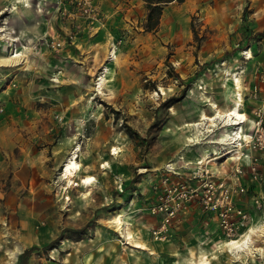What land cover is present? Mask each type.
<instances>
[{"label": "rangeland", "instance_id": "obj_1", "mask_svg": "<svg viewBox=\"0 0 264 264\" xmlns=\"http://www.w3.org/2000/svg\"><path fill=\"white\" fill-rule=\"evenodd\" d=\"M40 1L30 0L27 13ZM113 2L95 0L93 23L44 0L28 19L41 27L37 36L22 31L28 14L1 10L0 24L8 18L26 58L0 60V264L16 247L11 264L30 248L26 264H264V236L252 234L262 252L251 256L237 259L224 246L264 222V31L252 21L261 4L174 1L147 31L143 1ZM13 45L0 56L11 57ZM234 74L241 112L255 123L244 129L251 142L233 151L203 144L214 130L188 144L194 130L184 126L212 113L204 98L230 106ZM76 147V183L96 181L64 190L60 171ZM204 152L211 154L196 164ZM161 203L173 212L168 221L153 211Z\"/></svg>", "mask_w": 264, "mask_h": 264}, {"label": "bare ground", "instance_id": "obj_2", "mask_svg": "<svg viewBox=\"0 0 264 264\" xmlns=\"http://www.w3.org/2000/svg\"><path fill=\"white\" fill-rule=\"evenodd\" d=\"M43 1L39 2L38 7L36 9L37 13L43 12L42 8H39L42 6ZM20 5L24 8H31L32 4L30 0H22ZM10 8V7H9ZM8 12L10 9H6ZM3 26V24H2ZM0 26V27H2ZM14 31L13 30H0V40L4 41L6 44V47H10L13 45V42H16L19 40V38H16L13 36ZM3 37V39L1 38ZM25 45L21 46V50ZM113 47V44L110 45L108 55L112 56L113 58L116 57L117 49ZM13 50L10 51L11 57H3L0 56V60H9V62L15 61L17 58L21 59L26 58V56L23 53H20L19 49H15L13 45ZM26 49V48H25ZM14 53V54H13ZM248 53V52H247ZM246 53V54H247ZM246 58H250V55ZM104 73H101L100 77L97 80V86L98 89L102 87L104 84V80H106L107 75H109V67H105L103 70ZM232 81L231 85L234 87V94L231 101V104L226 109H219L218 105H216L214 102L210 101L207 98H204V102L208 103V106L210 107L212 113L211 115H207L205 112H200L198 121H195L193 123H188L184 127H190L194 130V132L186 137V141L188 144L196 145L201 144L203 141V137H205L206 134L214 132V130H218L217 137H213L210 140H207L203 142V144H221V145H230L233 147V150H236L237 148L242 146V143L244 142H251L252 136L247 135L244 133L245 128H252V126L255 124L253 121L249 120L248 117L241 112V107L243 105V99L242 94L240 92V79L238 77V74L232 75ZM228 92V91H227ZM229 96V95H228ZM246 126V127H245ZM246 132V131H245ZM215 136V135H214ZM208 138V137H207ZM205 139V138H204ZM78 152L79 147H76L73 149L68 158L65 160L66 162L63 164L62 169L60 171V178L62 181H65L67 184L64 187V190L70 189L72 186H80L82 188L91 187V185L94 184L96 181L95 178L91 175H87L85 177H81L78 180V183H76V177L78 176L81 165L77 162L78 158ZM119 150L117 148H112L111 155H117ZM210 152H204L199 158L198 162L196 164L201 165L206 158L210 155ZM232 154V153H231ZM233 156L236 157V159L239 158V152L236 151L233 153ZM234 157H230V159H234ZM108 163H103L101 168L107 167ZM174 164H170L169 166L173 168ZM63 190V189H62ZM88 197V193H85L82 197L83 199ZM71 198L67 196L65 198V201L69 202ZM113 223L116 224L118 229H122V219L120 216L115 217L113 220ZM122 233V232H121ZM257 234L258 236H264V222L259 223L257 225H252L248 228V230L242 234L240 237L236 239L227 240L224 243V246H226L231 254H233L237 259L240 258L241 254L251 256L255 252L261 251L260 248H255L254 245H252V234ZM255 234V235H256ZM130 234H128L127 238H130ZM19 252V248L16 247L13 251L10 252L9 258L11 262H14L16 254ZM262 252V251H261ZM194 264H207L204 259H201L199 262Z\"/></svg>", "mask_w": 264, "mask_h": 264}, {"label": "crops", "instance_id": "obj_3", "mask_svg": "<svg viewBox=\"0 0 264 264\" xmlns=\"http://www.w3.org/2000/svg\"><path fill=\"white\" fill-rule=\"evenodd\" d=\"M1 1V4H0V14L2 13L1 10H6V9H9L10 7V11L8 12L10 14V17L12 15H14L15 13H19L20 16L24 15V13L27 15L28 13V9L30 8H24L20 5V3L22 2V0H0ZM114 1L113 3H116L118 4V1L119 0H112ZM140 2H142V0H138ZM8 2V3H7ZM254 3V2H253ZM261 4L260 7L261 9V12L257 15V18H252V21H253V28H254V31H264V0H255V4ZM251 5L249 8H251V15L255 14L257 12V6L258 5ZM20 7L24 8V9H27V10H20ZM29 17H24V18H19V23L21 25V28L23 29V33L27 36H29L31 34V36L34 34V36H37L36 34H39L41 35L42 34V29L40 26H32V25H28L29 22L31 21H28V19L34 17L36 18L38 16L36 10H34V13L31 14H28ZM31 15V16H30ZM252 17V16H251ZM39 21V19H38ZM2 23H4V25L7 23V26H2ZM0 24V30H6V29H9V30H13L14 31V27L10 24V22L8 21V18L6 17L5 20ZM15 33V31H14ZM31 42V41H30ZM29 42V44H30ZM6 46V44L4 42H2L0 40V50ZM34 47V46H33ZM7 48V47H5ZM25 49V48H24ZM1 53H6L5 51H0ZM20 53H23V52H20ZM111 63V62H110ZM109 63V64H110ZM9 264H11V262H9Z\"/></svg>", "mask_w": 264, "mask_h": 264}, {"label": "built area", "instance_id": "obj_4", "mask_svg": "<svg viewBox=\"0 0 264 264\" xmlns=\"http://www.w3.org/2000/svg\"><path fill=\"white\" fill-rule=\"evenodd\" d=\"M44 0H41L40 2ZM39 4V3H38ZM68 6L71 9L75 10L77 13V16H80L84 18L85 20H90L91 22H97L98 21V10L95 3V0H57V6ZM38 7V5H37ZM74 13V12H73ZM116 48V45L113 44V48ZM117 49V48H116ZM109 59H113L112 56H109ZM165 211L166 221H168V217L173 215L172 210L168 211V208L164 204H158L156 207L153 208V211ZM168 216V217H167Z\"/></svg>", "mask_w": 264, "mask_h": 264}, {"label": "trees", "instance_id": "obj_5", "mask_svg": "<svg viewBox=\"0 0 264 264\" xmlns=\"http://www.w3.org/2000/svg\"><path fill=\"white\" fill-rule=\"evenodd\" d=\"M146 5V16H145V23L144 29L147 31H153L157 28L159 24L160 17L162 15L163 7L168 3L177 1L181 2L182 0H142ZM247 11V7L244 8V12ZM129 134L136 138H139L138 134L129 130ZM34 248H30L25 250L19 257L20 263L19 264H26L27 257L31 254Z\"/></svg>", "mask_w": 264, "mask_h": 264}]
</instances>
